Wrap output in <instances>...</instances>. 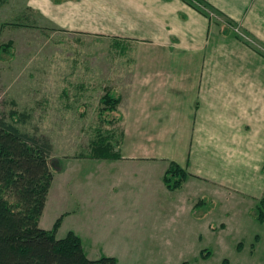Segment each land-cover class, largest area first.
<instances>
[{
    "label": "crops",
    "instance_id": "0c3cea01",
    "mask_svg": "<svg viewBox=\"0 0 264 264\" xmlns=\"http://www.w3.org/2000/svg\"><path fill=\"white\" fill-rule=\"evenodd\" d=\"M205 1L218 12L215 16H207L183 0H23L29 11L42 16L41 22H53L96 38L134 43L143 51L133 56L135 66L139 60L144 64L157 53L158 67H145L139 72V67L134 66L126 81L127 94L119 117L123 123L120 157L108 159L106 164L100 160L93 172L95 179L88 181V185L96 187L103 182L114 190L126 183L141 201L173 205L176 199L180 215L194 223V200L203 190L219 200L239 195L252 206L264 190V55L260 51L264 46V0ZM227 22L238 26L250 43L231 31ZM154 91L163 98L159 101L164 106L171 109V102H175L176 115L183 123L184 143L173 154L152 153V140L128 145L126 123L132 116L147 114V101L150 108L158 105L150 101ZM125 138L128 144L124 148ZM170 161L188 174L181 186L173 190L162 181ZM66 163L60 171L53 169L45 205L56 173L69 169ZM71 171L75 175V170ZM102 178L105 180L100 181ZM72 184L70 177L63 180L66 193ZM91 201L78 203L80 215L86 206H94ZM71 213H63L60 224L66 217L79 220ZM107 217L101 216L104 220L112 219ZM184 229L181 223L167 224L157 233L168 235L161 243L171 248L175 242L171 236L184 233ZM70 230L79 236L85 253L101 250L96 243L105 241H118L128 248L124 237L133 241L132 235L138 233L133 228L114 226L91 230L87 222ZM143 233L153 236L155 232L143 229L140 234ZM84 237L88 240L86 246ZM106 255L120 263L133 264L123 255L122 259L113 253Z\"/></svg>",
    "mask_w": 264,
    "mask_h": 264
},
{
    "label": "rangeland",
    "instance_id": "374dc122",
    "mask_svg": "<svg viewBox=\"0 0 264 264\" xmlns=\"http://www.w3.org/2000/svg\"><path fill=\"white\" fill-rule=\"evenodd\" d=\"M26 7L23 0H0V117L29 134L47 136L52 143V169L60 171L65 162L69 166L56 173L38 225L50 228L58 216L62 218L63 213L72 211L79 220L64 218L56 237L86 222L91 230L113 226L137 230L133 241L124 237L128 248L118 241L99 242L96 248L101 250H88L87 257L113 253L133 264H220L223 258L231 264H264V221L253 218L252 204L239 195L237 200L229 196L219 200L216 195L201 191L194 200V223L180 215L176 199L173 205L141 201L126 183L114 190L103 182L96 187L88 185L95 179L97 163L110 162L90 155L89 143L95 129L114 131L117 149L122 143L123 123L119 117L127 94L126 81L134 72L133 56L142 54V48L125 40L96 38L53 22H41L42 16ZM156 54L144 64L139 60L138 71L158 67ZM105 93L120 100L114 110L100 112L104 105L100 99ZM159 100H163L159 93L151 92L150 101L160 106L150 108L147 101V114L128 120L129 144L125 138L124 148L132 142L147 144L149 140L150 151L155 154H173L182 148L183 123L176 115L177 106L171 102L170 109ZM150 109H154L152 114ZM69 177L73 184L66 193L62 182ZM90 199L94 206H86L80 215L78 203ZM104 215L111 216V221L101 218ZM174 222L185 225V232L172 235L175 242L169 248L161 243L168 235L157 232ZM143 229L155 233L140 234ZM84 240L86 246L88 240Z\"/></svg>",
    "mask_w": 264,
    "mask_h": 264
},
{
    "label": "trees",
    "instance_id": "16d2710c",
    "mask_svg": "<svg viewBox=\"0 0 264 264\" xmlns=\"http://www.w3.org/2000/svg\"><path fill=\"white\" fill-rule=\"evenodd\" d=\"M183 1L207 16L218 13L205 0ZM227 23L231 31L250 43L238 26ZM260 51L264 55V46ZM119 100L105 93L100 99L104 104L100 112L114 110ZM21 118L25 120L24 115ZM95 130L89 143L90 155L101 159L119 158L114 131L100 127ZM51 150L52 143L47 136L29 134L0 117V264H123L109 255L87 257L79 236L72 230L56 237L61 215L50 228L38 225L53 180ZM187 176L181 166L170 161L162 181L167 189L173 190ZM252 216L256 221H264V190L255 200ZM220 264L231 263L223 258Z\"/></svg>",
    "mask_w": 264,
    "mask_h": 264
}]
</instances>
